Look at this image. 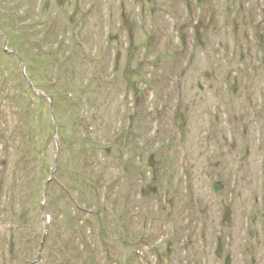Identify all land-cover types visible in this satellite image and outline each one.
Masks as SVG:
<instances>
[{
	"label": "rangeland",
	"instance_id": "1",
	"mask_svg": "<svg viewBox=\"0 0 264 264\" xmlns=\"http://www.w3.org/2000/svg\"><path fill=\"white\" fill-rule=\"evenodd\" d=\"M52 17L81 30L91 60L62 67L10 36V25L22 37L28 21L44 30ZM0 18V264H71V252L78 264H264V0H0ZM14 42L21 59L5 54ZM61 69L57 90L77 109L41 99ZM47 135L81 139L59 155L65 177L42 206L57 150L44 149ZM92 155L88 182L69 184L74 160L82 169ZM63 184L76 189L88 247L69 244L77 212Z\"/></svg>",
	"mask_w": 264,
	"mask_h": 264
},
{
	"label": "bare ground",
	"instance_id": "2",
	"mask_svg": "<svg viewBox=\"0 0 264 264\" xmlns=\"http://www.w3.org/2000/svg\"><path fill=\"white\" fill-rule=\"evenodd\" d=\"M48 98L51 102H52V99L53 98H61L62 97V95L60 94V95H55V94H53V95H45V92L43 91L42 92V96H41V98ZM68 100H70L73 104H74V108L73 109H77L80 105H79V102L77 101V98L74 96V95H72V93H67L66 94V96H65ZM80 99H82V97L80 98ZM82 103H83V99H82ZM43 113V112H42ZM77 120L78 121H80L81 122V124H82V122H85L86 124L88 123V119H86V116H84V115H81V114H79L78 115V117H77ZM93 122H91V123H89V124H92ZM91 127L92 126H88V130L89 129H91ZM135 127H136V130H138L139 131V133H142V131H141V124H140V122L139 121H136L135 122ZM136 135V134H135ZM151 159L150 160H153L154 159V156L152 157H150ZM151 163L152 164H150V166H152L153 167V161H151ZM218 249L220 248V246L218 245V247H217ZM217 258H219V259H222L221 257H217ZM233 258H231V259H228V260H225V264H233Z\"/></svg>",
	"mask_w": 264,
	"mask_h": 264
}]
</instances>
